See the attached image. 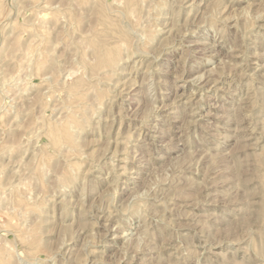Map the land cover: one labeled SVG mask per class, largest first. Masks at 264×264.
Wrapping results in <instances>:
<instances>
[{
    "label": "rangeland",
    "instance_id": "374dc122",
    "mask_svg": "<svg viewBox=\"0 0 264 264\" xmlns=\"http://www.w3.org/2000/svg\"><path fill=\"white\" fill-rule=\"evenodd\" d=\"M0 71V264H264V0H0Z\"/></svg>",
    "mask_w": 264,
    "mask_h": 264
},
{
    "label": "bare ground",
    "instance_id": "6f19581e",
    "mask_svg": "<svg viewBox=\"0 0 264 264\" xmlns=\"http://www.w3.org/2000/svg\"><path fill=\"white\" fill-rule=\"evenodd\" d=\"M132 1H133V0H132ZM113 2H114V0H113ZM130 2H131V0H130ZM99 3H101V2H98V4H99ZM195 3H196V2H195ZM48 4H49V3H48ZM58 4H59V3H58ZM58 4H57V5H58ZM127 4H128V3H127ZM150 4H151V3H150ZM150 4H149V5H150ZM44 5H45V4H44ZM99 5H101V4H99ZM114 5H115V4H114ZM137 5H138V4H137ZM42 6H43V5H42ZM122 6H123V5H122ZM119 7H121V6H119ZM125 7H126V4H125ZM128 7H129V6H128ZM148 7H149V6H148ZM98 8H101V7L98 6ZM146 8H147V7H146ZM130 9H131V8H130ZM130 9H129V10H130ZM118 10H119V9H118ZM132 10H133V9H131V11H132ZM90 11H91V10H90ZM99 11H100V10H99ZM103 11H104V10H103ZM116 11H117V10H116ZM128 12H129V11L127 10V13H128ZM134 12H135V11H134ZM137 12H138V11H137ZM120 13H124V12H120ZM88 14H89V13H88ZM125 14H126V13H125ZM123 15H124V14H123ZM128 15H129V14H128ZM85 16H86V15H85ZM100 16H101V15H100ZM130 16H131V15H130ZM159 16H160V15H159ZM40 17H41V16H40ZM40 17H38V18H40ZM125 17H126V15H125ZM132 17H133V16H132ZM89 18H90V17H89ZM100 18H101V17H100ZM133 18H134V17H133ZM133 18H132V19H133ZM105 19H106V18H105ZM122 19H123V18H122ZM33 21H34V20H33ZM176 21H177V20H176ZM39 22H40V21H39ZM91 22H92V21H91ZM34 23H35V22H34ZM87 23H88V22H87ZM111 23H112V22H111ZM37 24H38V23H37ZM89 24H90V23H89ZM150 24H151V23H150ZM42 26H43V25H42ZM91 28H92V26H91ZM114 28H115V27H114ZM116 29H118V28H116ZM156 29H157V28H156ZM88 30H89V29H88ZM90 30H91V29H90ZM117 31H118V30H117ZM91 32H92V31H91ZM114 32H115V30H114ZM88 33H89V32H88ZM96 33H97V32H96ZM117 33H119V32H117ZM128 33H129V32H128ZM130 34H131V32H130ZM150 34H151V33H150ZM115 35H117V34H115ZM128 35H129V34H128ZM156 35H157V34H156ZM33 36H34V35H33ZM42 36H43V35H42ZM29 38H30V37H29ZM147 38H148V36H147ZM149 38H150V36H149ZM35 39H36V37H35ZM35 39H34V40H35ZM152 39H153V38H152ZM90 40H91V39H90ZM135 40H136V39H135ZM148 40H149V39H148ZM91 41H92V40H91ZM42 42H43V40H42ZM79 42H80V41H79ZM92 42H93V41H92ZM150 43H151V42H150ZM32 44H33V43H32ZM29 45H30V44H29ZM81 45H82V43H81ZM85 45H86V43H85ZM88 45H89V44H88ZM117 45H121V44H117ZM27 46H28V44H27ZM27 46H26V47H27ZM30 46H31V45H30ZM34 46H35V45H34ZM34 46H33V47H34ZM40 46H41V45H40ZM82 46H83V45H82ZM28 48H29V46H28ZM28 48H27L26 56L29 54V56H27V57L29 58V57H30V53H28V52H29V51H28ZM30 48H31V47H30ZM34 48H35V47H34ZM91 48H92V46H91ZM36 49H38V47H37ZM83 49H84V48H83ZM83 49H82V50H83ZM105 49H106V48H105ZM123 49H125V48H123ZM35 51H36V50H35ZM39 51H40V50H39ZM39 51H38V52H39ZM101 52H102V51H101ZM39 53H40V52H39ZM96 53H97V52H96ZM102 53H103V52H102ZM94 54H95V53H94ZM100 54H101V53H100ZM110 54H111V53H110ZM40 56H41V55H40ZM27 57H26V58H27ZM121 57H122V56H121ZM28 58L26 59V61L28 60ZM37 58H38V57H37ZM116 59H117V58H116ZM29 60H30V59H29ZM29 60H28V61H29ZM31 60H32V59H31ZM52 60H53V59H52ZM92 60H93V58H92ZM90 61H91V60H90ZM102 61H103V60H102ZM102 61H101V62H102ZM114 61H116V60H114ZM29 62H30V61H29ZM29 62H27V63H29ZM98 62H99V61H98ZM33 63H34V62H33ZM106 63H107V62H106ZM100 64H101V63H100ZM102 64H104V63H102ZM113 64H114V63H113ZM135 64H136V63H135ZM24 65H25V64H24ZM54 66H55V65H54ZM113 66H114V65H113ZM26 67H29V66H26ZM55 67H56V66H55ZM59 67H60V66H59ZM134 67H135V66H134ZM134 67H133V68H134ZM52 68H53V67H52ZM57 68H58V67H56V69H57ZM28 69H29V68H28ZM28 69H27V70H28ZM59 69H60V68H59ZM23 70H24V69H23ZM25 70H26V69H25ZM53 70H54V69H53ZM94 70H95V69H94ZM111 70H112V69H111ZM55 71H56V70H55ZM55 71H54V73H55ZM0 72H1V71H0ZM23 73H24V72H23ZM25 73H26V71H25ZM112 73H113V72H112ZM58 74H59V73H58ZM3 75H4V74H3ZM5 75H6V74H5ZM24 75H25V74H24ZM56 75H57V74H56ZM9 76H10V75H9ZM11 76H12V75H11ZM13 76H14V75H13ZM15 76H16V75H15ZM22 76H23V74H22ZM109 76H110V75H109ZM18 77H19V76H18ZM23 77H24V76H23ZM112 77H113V76H112ZM8 78H9V77H8ZM11 78H12V77H11ZM13 78H14V77H13ZM2 79H4V78H2ZM5 79H6V78H5ZM9 79H10V78H9ZM9 79H8V81H11V80H9ZM23 79H24V78H23ZM27 79H28V78H27ZM27 79H26L25 81H27ZM17 80H18V79H17ZM4 81L6 82V80H4ZM20 81H21V80H20ZM22 81H23V80H22ZM62 81H63V80H62ZM78 81H79V80H78ZM2 82H3V81H2ZM12 82H13V81H12ZM14 83H15V82H14ZM16 83H17V82H16ZM75 83H77V81H76ZM1 84H2V83H1ZM7 84H8V83H7ZM72 84H74V83H72ZM78 84H79V83H77V85H78ZM4 85H5V84H4ZM14 85H15V84H14ZM18 85H19V84H18ZM18 85L16 84V86H18ZM20 85H21V84H20ZM20 85H19V86H20ZM2 86H3V84H2ZM5 86H8V85H5ZM11 86H12V85H11ZM22 86L24 87L23 84H22ZM25 86H26V85H25ZM34 86H35V85H34ZM13 87H14V86H13ZM23 87H22V88H23ZM78 87H79V86H78ZM78 87H77V88H78ZM17 88H18V87H17ZM20 88H21V87H20ZM22 88H21V89H22ZM71 88H72V87H71ZM73 88H74V86H73ZM73 88H72V89H73ZM80 88H81V87H80ZM90 88H91V87H90ZM23 89H24V88H23ZM68 89H70V88L68 87ZM19 90H20V89H19ZM24 90H25V89H24ZM24 90H23V91H24ZM73 90H75V89H73ZM76 90H77V89H76ZM90 90H91V89H90ZM5 91H6V89H5ZM23 91H22V92H23ZM68 91H70V90H68ZM77 91H78V93H79L80 90L78 89ZM93 91H94V90H93ZM30 92H31V91H30ZM85 92H87V91H85ZM88 92H89V91H88ZM149 92H150V91H149ZM27 93H28V92H27ZM68 93H70V92H68ZM73 93H74V92H73ZM91 93H92V92H91ZM22 94H24V93H22ZM71 94H72V93H71ZM82 94H83V93H82ZM87 94H88V93H87ZM94 94H95V93H94ZM68 95H69V94H68ZM27 96H28V95H27ZM76 96H77V95H76ZM78 96H80V95L78 94ZM81 96H82V95H81ZM21 98H22V97H21ZM70 98H71V97H70ZM89 98H90V97H89ZM66 99H67V98H66ZM67 100H68V99H67ZM99 100H100V98H99ZM82 101H83V100H82ZM85 101H86V100H85ZM89 101H90V100H89ZM91 101H92V100H91ZM106 101H107V100H106ZM110 102H111V101H110ZM98 104H99V103H98ZM96 105H97V103H96ZM12 107H13V106H12ZM94 107H95V106H94ZM0 108H1V106H0ZM95 108H96V107H95ZM99 108H100V107H99ZM9 109H10V108H9ZM83 109H84V108H83ZM80 110H81V109H80ZM83 111H85V110H83ZM17 112H18V111H17ZM70 112H71V110H70ZM1 113H2V112H1ZM77 114H78V113H77ZM79 114H80V113H79ZM88 114H89V113H88ZM88 114H87V115H88ZM72 115H73V114H72ZM78 116H79V115H78ZM13 117H14V116H13ZM18 117H19V116H18ZM18 117H17V118H18ZM20 118H21V117H20ZM22 118H23V117H22ZM22 118H21V119H22ZM80 118H81V117H80ZM71 120H72V119H71ZM83 120H84V119H83ZM55 121H56V120H55ZM60 121H61V120H60ZM69 121H70V119H69ZM17 122H18V121H17ZM61 122H62V121H61ZM71 122H72V121H71ZM72 123H73V122H72ZM56 124H58V123L56 122ZM59 124H60V123H59ZM68 124H70V123L68 122ZM63 125H64V124H63ZM73 125H74V124H73ZM18 126H19V125H17V127H18ZM35 126H36V125H35ZM69 127H71V126H69ZM37 128H38V127H37ZM56 128H57V127H56ZM71 128H72V127H71ZM33 129H34V128H33ZM76 129H77V128H76ZM54 130H55V129H54ZM58 130H59V129L57 128V131H58ZM74 130H75V129H74ZM33 131H34V130H33ZM37 131H39V129H38V130L36 129V132H37ZM52 131H53V130H52ZM69 131H71L70 128H69ZM36 132H35V133H36ZM75 132H76V131H75ZM31 133H33V132H31ZM51 133H52V132H51ZM58 134H59V131H58ZM65 134L68 135L67 131L65 132ZM70 134H73V133L70 132ZM71 136H72V135H71ZM55 137H56V136H55ZM58 137H60V136H58ZM61 137H62V135H61ZM61 137H60V138H61ZM29 138H30V137H29ZM72 138H73V137H72ZM69 141H70V140H69ZM73 141L75 142V140H73ZM53 143H54V142H53ZM55 144H56V143H55ZM67 144H68V143H67ZM5 148H6V147H5ZM3 149H4V148H3ZM68 149H69V148H68ZM7 151H8V150H7ZM64 151H65V150H64ZM66 151H68V150H66ZM61 152H63V151H61ZM36 154H37V153H36ZM33 156H34V155H33ZM31 161H32V160H31ZM33 161H35V160H33ZM30 163H31V162H30ZM32 163H33V162H32ZM42 164H43V163H42ZM39 167H40V166H39ZM33 168H34V166H33ZM41 171H42V170H41ZM30 172H31V171H30ZM9 173H10V172H9ZM40 173H41V172H40ZM30 175H32V174H30ZM30 175H29V176H30ZM27 177H28V176H27ZM27 177H26V178H27ZM32 177H33V176H32ZM33 178H34V177H33ZM18 179H19V178H18ZM31 179H32V178H31ZM73 179H74V178H73ZM32 180H33V179H32ZM16 181L18 182V180H16ZM20 181H21V180H20ZM17 187H18V186H17ZM61 187H62V186H61ZM14 188H15V187H14ZM0 194H1V193H0ZM3 194H4V193H3ZM1 196H2V195H1ZM3 196H4V195H3ZM2 199H3V198H2ZM6 199H7V198H6ZM3 201H4V200H3ZM4 202H5V201H4ZM8 205H9V204H8ZM20 207H21V206H20ZM23 210H24V209H23ZM22 212H23V211H22ZM23 215H24V213H23ZM26 215H27V214H26ZM24 218H25V216H24ZM23 222L25 223V220H24ZM21 223H22V222H21ZM21 225H22V224H21ZM25 225H26V224H25ZM23 226H24V225H23ZM21 227H22V226H21ZM30 227H31V226H30ZM24 228H26V227H24ZM28 229H29V228H28ZM28 229H27V230H28ZM36 234H37V233H36ZM33 235H34V234H33ZM24 236H25V235H24ZM32 237H33V236H32ZM32 237H31V238H32ZM26 238H27V237H26ZM28 238H29V237H28ZM36 243H37V242H36ZM8 247H9V246H8ZM41 249H42V248H41Z\"/></svg>",
    "mask_w": 264,
    "mask_h": 264
}]
</instances>
